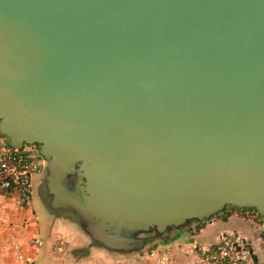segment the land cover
Returning a JSON list of instances; mask_svg holds the SVG:
<instances>
[{
  "label": "water",
  "instance_id": "obj_1",
  "mask_svg": "<svg viewBox=\"0 0 264 264\" xmlns=\"http://www.w3.org/2000/svg\"><path fill=\"white\" fill-rule=\"evenodd\" d=\"M0 140L109 252L264 220V0H0Z\"/></svg>",
  "mask_w": 264,
  "mask_h": 264
},
{
  "label": "crops",
  "instance_id": "obj_2",
  "mask_svg": "<svg viewBox=\"0 0 264 264\" xmlns=\"http://www.w3.org/2000/svg\"><path fill=\"white\" fill-rule=\"evenodd\" d=\"M39 183L42 174H36ZM6 212L12 228L0 230V264H23L17 257L15 244H19L27 259L33 264H114L130 260L136 264H203L196 246L200 243L215 242L222 231H232L246 239L252 246L256 264L260 261V246L264 249V220L252 210L229 209L203 224L193 233L190 227L185 233H170L165 236H149L146 245L139 252L120 254L109 252L94 243L79 227L56 228L42 237L41 227L32 205L19 202L16 197L4 199ZM226 214V215H225ZM253 229L250 236L245 227ZM41 240L37 248L35 240ZM85 240L93 242L88 247ZM62 247L63 250H58ZM95 250L96 255L89 252ZM42 254V255H41Z\"/></svg>",
  "mask_w": 264,
  "mask_h": 264
},
{
  "label": "built area",
  "instance_id": "obj_3",
  "mask_svg": "<svg viewBox=\"0 0 264 264\" xmlns=\"http://www.w3.org/2000/svg\"><path fill=\"white\" fill-rule=\"evenodd\" d=\"M42 164L44 159L39 155L37 145L25 144L21 149H13L0 140V230L13 227L4 199L16 197L19 202L32 205L33 176ZM41 243L40 239L35 240L37 248ZM15 248L17 257L23 264L33 263V260L26 258L18 243ZM57 249L63 250L62 247ZM196 250L200 253L203 264H256L251 244L232 231L220 232L215 242L200 243ZM114 264L136 262L124 260Z\"/></svg>",
  "mask_w": 264,
  "mask_h": 264
},
{
  "label": "flooded vegetation",
  "instance_id": "obj_4",
  "mask_svg": "<svg viewBox=\"0 0 264 264\" xmlns=\"http://www.w3.org/2000/svg\"><path fill=\"white\" fill-rule=\"evenodd\" d=\"M37 173L42 174V178L37 185L33 183L32 185V201L35 197V193L39 194L43 204L46 208L52 213L54 222L51 224V230H55L57 227L67 228V227H79L81 219L76 212L70 209L55 208L53 206V201L51 194L47 188L46 174H48L47 167L45 164H42ZM36 173V174H37ZM69 212V213H67ZM94 242V241H93ZM97 243V242H94ZM100 244V243H97ZM102 246V244H100ZM104 247V246H103Z\"/></svg>",
  "mask_w": 264,
  "mask_h": 264
},
{
  "label": "rangeland",
  "instance_id": "obj_5",
  "mask_svg": "<svg viewBox=\"0 0 264 264\" xmlns=\"http://www.w3.org/2000/svg\"><path fill=\"white\" fill-rule=\"evenodd\" d=\"M44 164H45V160H44ZM36 180H37V177H36V174L33 176V183L35 184L36 183ZM32 206L35 210V214L38 218V222L40 224V227H41V234H42V237L45 236L49 231H51V224L52 222H54L53 220V217H51L52 213H50V211L46 208V206L43 204L39 194L35 193V197L32 201ZM69 213V212H67ZM254 214H256L254 212ZM247 233H249V235L252 237V236H255L256 234L254 233L253 229L250 228L249 226H246L245 227ZM81 232L84 233V231L80 228L79 229ZM257 237V236H255ZM92 241V240H91ZM91 241H88V240H85L83 243L85 244V246H89L91 244H93V242ZM260 261L258 264H264V249L260 246ZM91 255H96V251L95 250H92L89 252ZM42 255V254H41Z\"/></svg>",
  "mask_w": 264,
  "mask_h": 264
},
{
  "label": "trees",
  "instance_id": "obj_6",
  "mask_svg": "<svg viewBox=\"0 0 264 264\" xmlns=\"http://www.w3.org/2000/svg\"><path fill=\"white\" fill-rule=\"evenodd\" d=\"M253 213H254V212H253ZM226 214H227V212H226ZM226 214H225V215H226ZM257 216H258V215H257ZM258 217H259V216H258ZM203 226H204L203 224L198 225V226H195V227H193V228L190 229V232L193 233V232H195V231H198V230H200ZM33 263H34V262H33ZM33 263H32V264H33Z\"/></svg>",
  "mask_w": 264,
  "mask_h": 264
}]
</instances>
